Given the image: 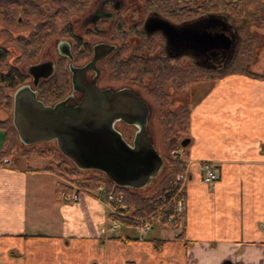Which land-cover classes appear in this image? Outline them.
I'll use <instances>...</instances> for the list:
<instances>
[{
  "label": "crops",
  "instance_id": "crops-1",
  "mask_svg": "<svg viewBox=\"0 0 264 264\" xmlns=\"http://www.w3.org/2000/svg\"><path fill=\"white\" fill-rule=\"evenodd\" d=\"M258 58L250 67L262 78L201 81L210 84L192 103L190 142L181 154L189 244L176 238L182 226L144 234L120 224L112 231L115 213L101 196L74 186L78 199L58 197L56 172L7 157L0 160V264H264V70ZM4 135L0 127V150ZM208 163L218 174L213 183L204 181ZM154 238L167 242L157 250Z\"/></svg>",
  "mask_w": 264,
  "mask_h": 264
},
{
  "label": "trees",
  "instance_id": "trees-1",
  "mask_svg": "<svg viewBox=\"0 0 264 264\" xmlns=\"http://www.w3.org/2000/svg\"><path fill=\"white\" fill-rule=\"evenodd\" d=\"M43 1L52 3L55 9L52 12H46ZM93 0H0V19L10 27L30 25L33 28L27 34L18 33L15 35L9 28L3 29L11 40H14L22 51L26 59L37 57L44 44L59 29L62 34L69 32L70 16L74 11L83 10L88 7ZM149 8H155L172 21L190 22L200 17L208 15H217L231 19H239L237 26L239 35V44L237 55L231 65L221 69H208L192 65L186 70L165 64L158 60L154 64L148 62V58L138 56L136 67L144 69L139 72L140 76L152 72L156 75V85L153 89H148V94L164 109L170 103L169 89H185L194 82L219 80L227 75L246 74L262 78L259 73L251 69V65L259 57V49L262 46V37L259 35L258 28L264 27V0H146ZM23 21H19V20ZM12 29V28H11ZM9 50L0 44V63H5L9 57ZM144 64V68H142ZM158 72V73H157ZM61 73V72H60ZM60 75L61 80L58 89H52L54 85L44 89V96L49 100H55L67 91L68 76L65 73ZM24 81V74L16 65L9 66L5 71L0 70V106L6 109L13 107V94L9 93L15 90ZM53 83V81L51 82ZM50 83V84H51ZM63 83V86L60 87ZM192 105L184 104L178 111H162L160 122L164 128L163 140L168 155L166 159L165 171L150 184L156 181L154 190L149 194H143L142 190L132 187L120 186L115 184L104 172L92 170L95 174L83 175L80 169H71L68 165V158L63 155L57 146L49 149L38 150V156L51 157L55 165L44 167L47 170L58 173L63 181L58 183L56 195L75 194L74 186L78 190H85L105 199L109 193H114L117 197L124 193L122 202L115 200L113 206L117 210L118 219L121 225L139 227L141 219L148 218L149 221L157 226L172 225L175 228L182 226L177 239L184 240L186 245L189 241L185 239V226L183 225L184 216L178 211L175 202L180 187L178 175L185 170V162L178 153L182 147V141L189 139L187 135L182 138L181 132H189ZM0 127L3 128L4 146L0 150V160L4 158L15 157V152L19 149L21 141L17 129L10 117L0 115ZM24 157L28 155L25 151ZM57 167V168H56ZM77 168V167H76ZM58 169V170H56ZM59 171V172H58ZM103 185L104 191H99ZM149 185V186H150ZM148 187V186H147ZM146 187V188H147ZM145 189V188H144ZM101 193V195H99ZM186 188L179 192L176 197H184ZM121 215H119V213ZM155 227V225L153 226ZM152 227V228H153ZM120 238V237H119ZM153 244L157 250L167 242V239L154 238Z\"/></svg>",
  "mask_w": 264,
  "mask_h": 264
},
{
  "label": "water",
  "instance_id": "water-1",
  "mask_svg": "<svg viewBox=\"0 0 264 264\" xmlns=\"http://www.w3.org/2000/svg\"><path fill=\"white\" fill-rule=\"evenodd\" d=\"M151 30L161 29L167 42L176 47L214 52L237 50L239 41L228 34L234 25L228 18L217 15L174 24L166 19H152ZM40 65L31 64L36 87L41 77L54 71L48 63L40 75ZM85 95L77 105L66 100L47 105L37 89L21 85L13 93V123L20 141L33 145L55 140L60 151L82 170L104 172L115 184L142 190L149 186L166 167V159L150 137L148 130L150 105L128 90L100 91L83 88ZM118 120L136 125L133 142L116 127ZM190 139H184L186 146ZM223 264H231L225 261Z\"/></svg>",
  "mask_w": 264,
  "mask_h": 264
},
{
  "label": "flooded vegetation",
  "instance_id": "flooded-vegetation-1",
  "mask_svg": "<svg viewBox=\"0 0 264 264\" xmlns=\"http://www.w3.org/2000/svg\"><path fill=\"white\" fill-rule=\"evenodd\" d=\"M43 5L47 13L55 9L54 5L47 1ZM126 8V0H93L88 7L79 10L83 13L80 20L72 19L70 16L69 32L64 35L58 29L47 40L37 57L27 59L28 62L30 61L29 63L40 65L42 70L36 69L40 75L44 73V68L48 63L53 66L52 74L48 77H41L37 87L34 84L35 76L34 71L31 70V64H10V66H18L23 72L24 81L21 85H30L37 89L38 97L47 105L55 104L61 100H66L70 105H77L83 100L85 95L83 88L86 87L108 92L124 89L142 96L134 88L138 84L148 81L149 89H153L156 85V75L149 72L143 77L140 76L139 72H143L144 69L136 67L138 56L148 58V62L152 63L153 68L158 60H162L165 64L182 70L191 67L187 66L188 61H191V65L221 69L230 64L235 57L236 50L234 48L231 50L222 49L217 52L214 50L200 52L183 46H173L167 42L161 29H150V21L166 19L174 24H181V22L172 21L155 8H149L148 2L145 4L147 17L143 22L138 19L139 15L129 18ZM24 26L28 27V31L21 34H27L32 30L33 23ZM227 32L239 41L235 24L229 27ZM138 39H142L140 44H138ZM3 46L9 52L11 51L9 47ZM20 53L23 57L21 49ZM141 67L144 68V64ZM60 72L68 76L67 91L61 97L48 101L44 96V89L46 87L50 90L59 88L62 76ZM59 73L60 77L55 80ZM106 79L108 83L101 85ZM52 81L53 83H51ZM52 85L54 86L51 89ZM62 86L63 83L60 87ZM146 93L148 94L147 91ZM146 102L149 104L148 101ZM121 121L126 123L124 120H118L115 123L116 127L117 123ZM132 126L135 127L134 134L128 137L124 136L130 143L133 142L137 131V126Z\"/></svg>",
  "mask_w": 264,
  "mask_h": 264
},
{
  "label": "rangeland",
  "instance_id": "rangeland-1",
  "mask_svg": "<svg viewBox=\"0 0 264 264\" xmlns=\"http://www.w3.org/2000/svg\"><path fill=\"white\" fill-rule=\"evenodd\" d=\"M45 2L46 1H43V3H45ZM126 2H127L126 14L130 16L129 18H132L134 16L138 17V15H139L138 19L140 20V22H143L147 17V9L145 8V4H147V1L146 0H126ZM82 15H83L82 12L74 11L71 14V18L76 19V20L77 19L80 20ZM205 17H207V16H205ZM229 22H231L235 25H238L240 23L239 19H236V20L231 19V21H229ZM5 28H9L10 30H12L15 35L17 33H22V32L28 31V27H26L24 25L23 26H17V27L13 28V27L8 26L6 23H4L0 19V43L9 47L11 50L10 55H9L8 59L6 60V62L0 63V70L5 71L10 66V64H17V63L19 65H22V64L30 65V64H32V63H29L30 61L28 62V60L26 58L22 57V55L20 53V49L17 46V44L15 43V41L11 40L12 38L8 37L6 35V33L3 31V29H5ZM258 32H259V35L262 37V41H263L261 44L262 46L259 49L258 55L260 57L262 70H264V27H259ZM138 41H139L138 44H140L142 42V39H138ZM155 45H156V43L154 44V46ZM236 55H237V50H236L235 57L233 58L232 62L236 58ZM232 62L226 66L231 65ZM190 63H191V61H188L187 66H192ZM258 63H257V65H258ZM208 81H210V80H208ZM106 83H108L107 79L104 80L101 83V85H105ZM147 83L142 82L141 84H138L134 89L136 91H138L142 95L141 97L143 99H145L146 101H148L150 106H151L152 112L150 115L149 126H148L149 132L151 135V139L154 142V144L156 145V147L158 148V150L160 151V153L164 157H166L168 155V152H167V149L165 147L164 140H163L164 128L160 122L161 112L162 111H178L184 104H187V103L192 105V103L198 99V97L201 95V93L206 91V89L208 88L210 83H208V84L201 83V81L200 82H194V83H191L190 85H188L185 89H179V88L177 89V88L171 87L168 90L170 93V103L164 109L155 101V99L153 97H150L146 93V91L148 92V89L150 86V83L148 81H147ZM9 93L13 94L14 90L9 91ZM0 115L4 116V117H10L13 120V107L11 109H6V108L0 106ZM117 128L123 132L125 137L133 135L134 131H135V127H133L132 125L126 124L123 121L117 123ZM181 135H182V138H185L188 135V133L181 132ZM54 146L58 147L57 142L55 140H45V141H41V142H38V143L33 144V145H25L21 142L19 149H17L15 152V157H20L21 163L23 165L33 166V167H42V168H44L46 166H50V165L55 167V165L52 162L51 157L38 156V150H41V149L45 150V149H49V148L54 147ZM183 149H184V146L180 147V149L178 150L179 151L178 153L180 155L182 154ZM25 151L28 152V155L26 157H24L22 155V153ZM68 165H69V168H71V169H73V168L76 170L80 169L69 158H68ZM56 170H58V169H56ZM164 171H165V169H164ZM80 172L83 175H88L89 173L92 175L95 174V172H93L92 170L80 169ZM59 181H63V180L60 179ZM155 185H156V181L152 185L148 186L147 188L142 189V193L143 194L151 193L154 190ZM44 191H46V190H44ZM44 194H46V193H44ZM61 197H63L64 199H68V200H76V199H78L79 194L75 193V195H74V193H73L71 195L69 194V195H64ZM100 199H102L104 202H107V204L114 211V206L111 205V203L109 202V195H108L107 199H105L102 196ZM118 213H119V215H121L120 212H118ZM112 216H114L113 213H112ZM43 221L46 222V219H44ZM115 222L121 223L120 219H118L117 216L113 217L112 226L115 224ZM153 225H155V227H157V225L155 223H153ZM124 228H125V226H122V228H120L117 231V233H120L121 230H123ZM138 228H140V226ZM169 228L170 227L168 226V229ZM150 229H152V228H150ZM150 229H148L147 231H149ZM110 230L113 231L112 227H110ZM131 230L134 232H137V229L135 227H132ZM147 231H145L143 233L147 234ZM153 232L155 233L156 231L153 230ZM153 232L150 231V233L149 232L148 233L153 234Z\"/></svg>",
  "mask_w": 264,
  "mask_h": 264
},
{
  "label": "built area",
  "instance_id": "built-area-1",
  "mask_svg": "<svg viewBox=\"0 0 264 264\" xmlns=\"http://www.w3.org/2000/svg\"><path fill=\"white\" fill-rule=\"evenodd\" d=\"M6 161H8V159H6ZM187 177L188 175L185 172H182L178 175L177 179L178 181H180V187H179V191L177 195L179 194V192L185 189ZM217 178H218V174L216 172V168L209 163L205 164L204 165V181L208 183H213L217 180ZM104 189L105 187L103 185L99 187L100 191H104ZM176 196H175V202L177 204V209L184 216L186 213V200L182 196L181 197L179 196L176 197ZM123 198H124V193H120L118 197L112 192L109 194V202L111 203V205H113V202L115 200H117L118 202H122ZM114 213L117 214V210L115 207H114ZM140 221H141L140 230L142 232H145L154 226L153 223L149 221L148 218L141 219ZM119 226H120V223L115 222V224L112 226V229L116 230Z\"/></svg>",
  "mask_w": 264,
  "mask_h": 264
}]
</instances>
